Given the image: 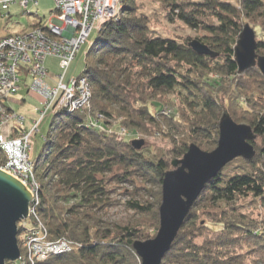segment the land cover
<instances>
[{"label": "trees", "instance_id": "obj_1", "mask_svg": "<svg viewBox=\"0 0 264 264\" xmlns=\"http://www.w3.org/2000/svg\"><path fill=\"white\" fill-rule=\"evenodd\" d=\"M154 1L163 4L170 21L203 32L198 41L218 57L199 56L188 42L160 36L137 0H125L119 17L102 26L79 76L92 88L89 107L54 115L51 131L55 138L46 139L39 156L34 144L33 166L41 201L37 212L47 227L48 239H67L80 245L40 264H141L133 245L152 239V224L156 230L160 228L164 176L171 170V159L183 158L189 149L188 141L182 139L177 144V137L161 127L162 116L159 110L150 111L148 99L161 94L183 95V102L196 115L185 138L210 152L218 144L219 123L225 113L226 97L220 100L219 95H229L232 102L237 98L233 94L256 92V84H264L257 68L239 73L234 52L245 19L259 21L258 35H264V0H235V5L222 0ZM257 53L264 56L263 42L258 43ZM28 80L24 74L21 85L31 92ZM229 112L236 123L251 126L261 140L260 146L257 139L253 142L257 155L245 161L240 172L226 174L224 169L206 186L162 264H247L248 259L252 264H264V230H259L264 221L251 219L234 206L239 199L252 196L264 207V106L250 116L232 105ZM96 121L103 130L90 126ZM181 124L179 132L184 130ZM123 128L128 134L119 141L116 133ZM159 135L176 144L161 157H150L132 145L135 137ZM5 162L0 151V166ZM137 182L150 185L148 193L154 201L130 202L128 206L143 216L150 215L147 224L104 221L102 213L114 205L113 187ZM202 216L208 223L200 222ZM18 243L23 254L20 238Z\"/></svg>", "mask_w": 264, "mask_h": 264}, {"label": "built area", "instance_id": "obj_2", "mask_svg": "<svg viewBox=\"0 0 264 264\" xmlns=\"http://www.w3.org/2000/svg\"><path fill=\"white\" fill-rule=\"evenodd\" d=\"M56 10L43 27H34L23 33L11 34L0 39V127L12 125L10 134H0V151L6 162L0 169L21 181L33 194L29 218L19 223L23 230L18 236L23 242L26 253L16 262L6 264H40L52 256L70 253L80 248L67 239L50 241L44 222L38 217L40 205V185L34 174V138L39 132L41 122L49 113L69 114L89 107L92 88L84 77L65 81L66 73L77 59L82 47L95 31L119 17L125 0H54ZM13 5H20L28 16L35 15L38 0H0L5 16ZM49 57L59 59L61 73L56 76L55 85L47 81L49 73L45 61ZM31 80L30 89L42 98L38 119L29 131L24 130L26 119L9 108L11 100L21 88L22 76ZM98 116V120H102ZM100 121L90 123L99 127ZM110 133H114L109 130ZM115 134V133H114ZM128 131L116 133L121 141ZM25 233V234H24ZM21 236V237H20Z\"/></svg>", "mask_w": 264, "mask_h": 264}, {"label": "rangeland", "instance_id": "obj_3", "mask_svg": "<svg viewBox=\"0 0 264 264\" xmlns=\"http://www.w3.org/2000/svg\"><path fill=\"white\" fill-rule=\"evenodd\" d=\"M39 1H40V7L38 11L39 16L42 19H44V21H49L52 17L51 12L56 7L55 1L54 0H39ZM180 1L191 2L194 0H180ZM222 1L230 2L233 5L236 4L235 0H222ZM137 5L142 10H144V12H146V14L148 15L153 30L157 31V33L162 37H167V38L169 37L172 39H176L182 43L183 42L190 43L194 40H198V38L203 37V32H201L200 30L193 31L178 20H175L173 22L170 21L168 18V12L166 11V8L160 2H156L154 0H137ZM12 7H13L12 17L10 19L9 17H6L4 12L0 9V39L7 37L10 32H19L23 28L29 29V27L33 24V19L30 16L26 15L21 7L18 6H12ZM34 12H36V10ZM244 23H245L244 26L249 24L256 31L257 42L264 43V35L262 34L258 35V33L261 31L260 22L259 21L253 22L251 20L245 19ZM97 35H98L97 31L92 33L88 42H86L85 45L82 47V50L80 51L77 59L74 61V64L70 71V75L74 76V78L79 77L84 71L86 53L88 52V49L90 48L94 40L96 39ZM47 66L50 68L52 75L60 74L59 61L57 60V58H49L47 60ZM48 82L53 83L51 80H49ZM26 83L29 84L30 80H28ZM21 86H22V90L19 92V94L16 97H14V100H12L10 106L14 112H16L18 115L26 119L25 126L28 127L30 123L32 124V122L36 120L37 115L35 112L37 108L41 106L40 102H42L41 101L42 98L34 91L28 93V89L25 87V85L22 84ZM255 89L257 90L256 92L246 91V92H242L241 94L238 93L233 94L237 98L234 99L232 102L229 98V95L227 96L221 93L219 95L220 100L224 99V96L226 97V101L224 103L225 113L230 114L229 112L230 106L232 105L233 108L238 110L243 115L245 113H247L245 114L247 116H250L251 114L252 115L258 114L260 109L264 106V84L257 83ZM230 91L232 95V90ZM22 99L25 100V102H23ZM184 99L185 98L183 95H177L175 93L161 94L154 96L151 99L149 98L147 101V105L152 113H156V111L159 110L160 112L159 114L162 116V119L160 118L161 127L163 126L164 128H167V130L169 129L170 130V131L168 130L169 133L177 137L176 138L177 139L176 141L178 142L177 144H180L182 139H185L186 141H188L189 147L192 144H195L201 150L205 152H209L205 148L200 147L195 141H191L188 138H185L186 135L191 133V125H192L191 122L194 120V117H196V115L194 114L193 111H191L188 108V105L185 102H183ZM155 104L161 107V109L156 108L154 106ZM53 117L54 115L52 113H49L46 116V119L39 127V132L35 136L37 156H39L42 153L46 139L52 140L55 138L56 133L51 131ZM179 123H182L181 125L184 128L183 132L178 131ZM32 126L33 124L31 125L30 129L32 128ZM11 128L12 125H8V126L6 125L0 127V134L3 133L6 136H8L10 134ZM158 131H161V128H159ZM164 136L165 135L151 136V137L143 136L142 138L135 137L133 140L134 141L144 140L145 146L143 147V151H145V153L150 154V157L154 155L157 157H161L164 154L170 152L176 146L175 143H173L170 139L165 138ZM256 144L257 146H260L261 140L257 139ZM217 147L218 144L213 146L212 151H214ZM212 151L210 150V152ZM176 160H180V159L178 158L171 159V165ZM244 162H245L244 159H237L233 161L225 168L226 174H234L235 172L236 173L240 172L241 170L239 168L245 167ZM172 168L173 167L171 166V170H173ZM113 189H114V193L112 194L111 199L114 205L108 208L104 213H102L103 220L108 223H114V224L120 223L122 225L144 226V224H147L151 216L150 215L143 216L141 213H138L137 211L130 209L128 205L130 202H139L141 204H145V202H153L154 199H152L150 194L148 193V189H152L150 188V185H146L144 183L142 184L140 182H137L136 185L116 184L113 187ZM234 206L240 212L248 215V217H250L251 219L257 220L259 222L264 221V207H262L259 201H255L252 198V196L239 199L234 204ZM200 222L208 223V218H204V216H202ZM152 225L150 226L149 230L152 239H154L157 236L159 229L156 230L155 227ZM259 230H264L263 225H259ZM20 235H22V233ZM202 241L203 239L201 238L197 240V243H201ZM23 245L24 244L22 243L23 253H26L27 251L25 250ZM246 263L252 264L250 259L246 260Z\"/></svg>", "mask_w": 264, "mask_h": 264}, {"label": "water", "instance_id": "obj_4", "mask_svg": "<svg viewBox=\"0 0 264 264\" xmlns=\"http://www.w3.org/2000/svg\"><path fill=\"white\" fill-rule=\"evenodd\" d=\"M189 47L199 56L218 57L198 40L190 42ZM257 49L256 32L247 24L234 49L240 74L257 68L264 77V56ZM256 139L251 126L238 124L224 113L214 151L205 152L192 144L182 159L172 163L173 170L165 174L162 184L158 234L154 239L136 241L133 245L141 264H162L206 186L233 161H252L257 155L253 145ZM132 145L142 150L145 141L136 140ZM32 200L33 194L21 181L0 169V264L19 260L18 225L29 218Z\"/></svg>", "mask_w": 264, "mask_h": 264}, {"label": "crops", "instance_id": "obj_5", "mask_svg": "<svg viewBox=\"0 0 264 264\" xmlns=\"http://www.w3.org/2000/svg\"><path fill=\"white\" fill-rule=\"evenodd\" d=\"M39 1V0H38ZM13 6H18V7H20V5H13ZM39 7H40V1H39V5H38V7L35 9L36 10V13H35V15H33V16H30L32 19H33V24L29 27V29H27V28H23L21 31H19V32H10L9 33V35L10 34H16V33H20V32H25V31H29V30H31L32 28H34V26L36 25V24H38V23H40V22H43L44 21V19H42L40 16H39V13H38V11H39ZM12 6L10 7V9H9V19L12 17ZM0 9L2 10V8H1V6H0ZM34 10V11H35ZM55 10V9H54ZM54 10L51 12V14L54 12ZM45 22V21H44ZM21 29V28H20ZM50 58H52V57H50ZM49 58H47L46 59V61H45V67H46V69L48 70V73H49V76H48V79H47V81H49V80H51L53 83H50V82H48V83H50V85H55V82H56V76L57 75H52L51 74V71H50V68L47 66V60H48ZM58 60V59H57ZM73 64H74V62L71 64V66H70V68L68 69V71H67V73H66V77H65V81L66 82H68L70 79H72V78H74V76H71L70 75V71H71V69H72V66H73ZM60 69V68H59ZM60 73H61V71H60ZM24 85V84H23ZM26 87V86H25ZM27 88V87H26ZM28 89V88H27ZM22 90V86H21V88H20V90H19V92ZM19 92L14 96V97H16L18 94H19ZM28 93H29V91H28ZM14 97L9 101V106H10V104H11V102H12V100H14ZM22 101L23 102H25V100H23L22 99ZM40 108V107H39ZM39 108H37V109H39ZM36 113V112H35ZM37 115V114H36ZM36 119H37V117H36ZM32 124H33V122H32ZM31 123H30V125L27 127V126H25L24 127V130L25 131H29L30 130V127H31V125H32ZM34 144H35V139H34ZM35 146V145H34Z\"/></svg>", "mask_w": 264, "mask_h": 264}]
</instances>
